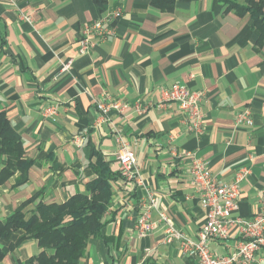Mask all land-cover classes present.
<instances>
[{
	"label": "crops",
	"instance_id": "crops-1",
	"mask_svg": "<svg viewBox=\"0 0 264 264\" xmlns=\"http://www.w3.org/2000/svg\"><path fill=\"white\" fill-rule=\"evenodd\" d=\"M224 0L176 2L162 12L150 0H0V111L20 135L24 158L33 161L25 183L14 187L19 172L0 184V220L40 193L45 204L63 203L84 193L95 178L87 167L91 148L117 171L119 130L134 154L142 185L111 183V205L104 215L103 239L88 241L79 264H185L178 242H163L164 224L152 213L154 230L139 238L134 224L145 191L158 198L173 226L197 241L204 210L188 174L192 153L221 183L247 166L240 184L238 215L261 211L264 188V47L256 45L249 14L228 9ZM243 5L246 0H231ZM258 1V0H254ZM120 9L114 35L78 55L84 26ZM264 11V6H263ZM31 17V23L19 19ZM71 60L69 70L62 65ZM184 85L202 93V134L186 132L174 104L159 107L160 89ZM148 106L112 111L108 120L95 101ZM55 112L45 117L46 108ZM250 111L252 125L235 123ZM81 139L80 145L75 143ZM5 158L0 157V170ZM34 205L26 208L30 212ZM21 233L1 246L14 243ZM234 237L213 242L219 255L231 251ZM33 239L9 251L0 264H23L39 253ZM254 264H263L257 257Z\"/></svg>",
	"mask_w": 264,
	"mask_h": 264
},
{
	"label": "built area",
	"instance_id": "built-area-1",
	"mask_svg": "<svg viewBox=\"0 0 264 264\" xmlns=\"http://www.w3.org/2000/svg\"><path fill=\"white\" fill-rule=\"evenodd\" d=\"M121 17L120 9L108 11L100 18L86 24L77 41L78 55L88 53L98 41L110 38L114 35V25ZM20 20L31 23V17L20 14ZM71 60L62 65V71L69 70ZM202 93L191 91L184 85L175 84L167 89H160V104H174L183 115L186 123V132L194 136L202 134ZM95 110L102 116L105 122L112 111L123 112L133 108L138 114H143L148 106H142L140 101L133 105L120 102H110L108 96L96 100ZM55 106L46 108L45 117L53 115ZM235 123L247 126L252 125L250 111L244 109L238 113ZM117 143L116 161L117 171L125 180L138 186L142 185L139 168L134 154L125 137L119 130H113ZM75 143L80 145L81 139ZM189 157L188 174L193 182L204 210L205 221L197 232V241L177 230L165 211L158 207L157 196L149 190L138 203V215L134 229L139 238L145 237L154 230L151 221L152 213H157L159 222L164 224L163 242L170 244L178 242L179 250L185 259V264H254L257 257L264 264V188L261 190V211L252 217L238 215L240 184L250 174L247 166L238 168L229 183L219 182L206 167L205 163L196 155L186 153ZM234 237L231 251L225 255H219L210 250L213 242L227 241Z\"/></svg>",
	"mask_w": 264,
	"mask_h": 264
},
{
	"label": "trees",
	"instance_id": "trees-1",
	"mask_svg": "<svg viewBox=\"0 0 264 264\" xmlns=\"http://www.w3.org/2000/svg\"><path fill=\"white\" fill-rule=\"evenodd\" d=\"M182 1L195 0H150V3L162 12H171L176 2ZM223 2L240 16L249 14L257 37L256 45L264 47V0H246L243 5L231 0ZM0 157L5 158V165L0 170V184L15 172H19V177L13 186L25 183L33 161L24 158L20 135L11 126L5 111H0ZM87 167L95 178L85 184L84 193L74 194L63 203L50 204L41 202L40 193H36L22 202L11 215L0 220V241L21 233L14 243L0 245V262L23 241L33 239L40 251L23 264H79L89 240H106L103 236L106 225L104 215L111 205V183L119 178L125 179L118 171H112L94 148L89 152ZM31 204L34 207L28 213L26 208Z\"/></svg>",
	"mask_w": 264,
	"mask_h": 264
}]
</instances>
